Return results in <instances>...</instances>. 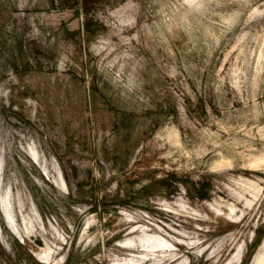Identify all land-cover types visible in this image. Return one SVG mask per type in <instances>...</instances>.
Wrapping results in <instances>:
<instances>
[{
    "label": "rangeland",
    "instance_id": "rangeland-1",
    "mask_svg": "<svg viewBox=\"0 0 264 264\" xmlns=\"http://www.w3.org/2000/svg\"><path fill=\"white\" fill-rule=\"evenodd\" d=\"M264 0H0V264H256Z\"/></svg>",
    "mask_w": 264,
    "mask_h": 264
},
{
    "label": "bare ground",
    "instance_id": "bare-ground-1",
    "mask_svg": "<svg viewBox=\"0 0 264 264\" xmlns=\"http://www.w3.org/2000/svg\"><path fill=\"white\" fill-rule=\"evenodd\" d=\"M256 264H264V253H261V254L256 258Z\"/></svg>",
    "mask_w": 264,
    "mask_h": 264
}]
</instances>
